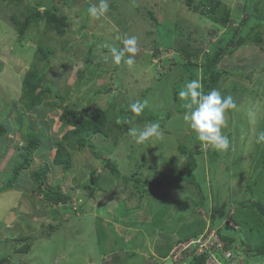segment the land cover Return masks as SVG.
Segmentation results:
<instances>
[{
  "label": "rangeland",
  "instance_id": "1",
  "mask_svg": "<svg viewBox=\"0 0 264 264\" xmlns=\"http://www.w3.org/2000/svg\"><path fill=\"white\" fill-rule=\"evenodd\" d=\"M222 1L232 7L231 21L225 28L193 11L186 0H109V11L99 18L89 16L83 0H68L61 3V12L72 20L66 36L53 34L49 39L43 27L34 28L21 44L10 21L17 6L0 0V123L9 125L6 136L0 137V186L11 179L12 167L32 131L42 141L35 150V161L22 173L20 186L14 184L0 192V258L9 259L3 264H174L159 250L170 239L192 233L200 222L206 221L207 227L215 216L223 220L232 213L238 200L250 196L246 191L250 179L249 185L257 187L264 201V143H257V134L264 131L263 48L253 43L242 45L218 65L236 71L225 74L217 87L222 95L238 99L236 108L226 111V127L222 129L230 146L227 151H218L202 144L206 152L197 155L193 148L198 152L201 144L183 120L185 101L175 99V90L180 91L190 80L201 81L202 57L199 66L188 71L183 67L184 54L166 48L173 41L155 34L147 37L144 18L132 8L138 4L153 9L159 21L180 22L193 33V42L208 50L220 34L233 31L246 16L247 0ZM257 1L264 9V0ZM89 2L98 5L99 0ZM261 29L264 32V25ZM38 37L47 38L57 48L59 57L52 61L48 78L55 90L69 94L65 105L78 103L82 108L92 99L93 107L113 105L118 110L147 101L134 126L143 129L146 123H159L162 132L161 137L144 144L135 143L128 133L117 142L99 134L91 140L97 157L86 146L73 151L71 170L51 166L45 185L59 184L71 197L67 205L56 206L58 210L41 202L43 197L32 174L51 162L56 141L65 130L59 120L61 107L28 112L21 101V80L31 64ZM131 37L148 39L145 45L136 43L135 63H114L104 45L123 49L124 40ZM156 49L161 51L159 56ZM54 100L60 102L55 93L48 98ZM106 158L117 164L119 173L107 168ZM190 159L197 160L194 175L198 185L185 180L143 188V181L156 175L186 174ZM134 177L142 181L138 183ZM50 224L59 226L51 230ZM232 226L236 230L231 234L239 239L235 255L245 262L250 255L249 264H262L261 257H253L246 243L253 240L259 245L264 239L259 240L246 227L239 233L238 226ZM26 235L33 236L32 250L18 252L23 242L16 238ZM260 236L264 238V233ZM207 260L216 264L212 258Z\"/></svg>",
  "mask_w": 264,
  "mask_h": 264
},
{
  "label": "trees",
  "instance_id": "2",
  "mask_svg": "<svg viewBox=\"0 0 264 264\" xmlns=\"http://www.w3.org/2000/svg\"><path fill=\"white\" fill-rule=\"evenodd\" d=\"M4 1H8L9 4L15 2L17 6V11L10 15V21L18 33L21 44L27 40L29 31L31 32L34 28H38L37 30H39L43 27V31L49 39L53 34L58 37H64L67 35L72 20L67 14L61 12V3H66L68 0H32L30 2L27 0ZM83 1L87 8L92 6L89 0ZM186 4L190 6L193 11L210 18L213 22L224 28L230 24L232 7L222 0H199L198 2L195 0H186ZM110 6L111 4H109V7ZM138 6L141 5L137 4L135 7ZM135 7L132 6L133 11L137 14L139 13L140 16L144 18V26L147 30V34L149 35L147 37H151L155 34L163 39L166 38L172 40L173 45L166 48L174 49L177 52L179 51L184 54L183 67H185L188 71H192L194 68H197L199 66V57H202L201 83L203 84V91L205 93L213 89L217 90V87L225 74L236 73L234 70L232 71L230 69L218 67L220 62L227 55L234 54L240 46L247 45L248 43L261 46L264 50V32L261 29V26L264 25V9L261 8V5L257 0L246 1L244 6L246 16L237 23V27L233 31L226 34H220L216 41L209 46L208 50H205L201 44H195L193 42V33L183 27L180 22L167 23L165 19L159 21L153 9L142 6L141 8ZM124 10H127L126 7ZM80 32L82 33V31ZM156 38L158 39V37ZM147 41L148 39L140 38L139 41L137 40V43L144 42L145 45ZM160 46L165 47L161 44ZM62 48L67 50L64 45ZM56 51L57 48L50 45L47 38L38 37L31 64L23 74L21 80V101L22 107L28 112L39 108L56 106L61 107L59 120L65 124V130L60 139L56 141L55 152L52 155L50 160L51 162L47 161L44 166L38 168L32 174L36 181V189L43 197L41 202L44 204L48 203L52 209L58 210V207L56 206H60V204L67 205L71 201V197L59 184L45 185L46 175L53 169L51 166L54 165V167H62L64 171L71 170L74 166L73 151L82 150L86 146H90L93 149L94 146L93 143H91V140L99 134L104 135L105 137H112L113 140L117 142L120 136L128 133V129L133 127L136 121H139L140 116L139 119H137L136 115L131 112L129 105L121 106L118 110L115 109L113 105L109 108L97 106L93 107L91 102L92 99H89L88 103L82 108H80L78 103L65 105L67 99L69 98V94H67V91L58 92V90H55L51 79L48 78L52 61L59 57L57 56ZM160 52V50L156 49L155 55L159 56ZM194 57L197 58L196 61H194ZM52 66L53 64L51 67ZM262 72L264 73V68L262 69ZM108 90L110 89L108 88ZM108 90L106 91L108 92ZM53 93H55L58 99H60V102H58V100L48 101V98H50ZM178 93L179 90L176 89L175 99L179 97ZM233 100L236 104L238 103V99L234 98ZM8 130V124L0 123V137L6 136ZM32 132L33 135L30 136L27 144L23 147L24 152L20 153L19 156L20 158L23 157V160L19 158L18 163L13 165L11 179L4 186L3 184L0 186V192L5 189L13 188L14 184L18 186L19 182L24 179V175L22 173L29 169L35 161V150L42 145V141L40 135H37L34 131ZM193 152L194 154L196 153L195 151ZM229 152H231V149ZM93 153L96 157L98 156V153L94 149ZM104 164L107 168L111 169L112 172L119 173L117 171V164L111 159H104ZM195 168L196 160L190 159L186 174L184 173L180 176L176 174L164 176L156 175L148 178L146 181L144 180L143 188L145 186H151L153 188L165 182H182L185 180L188 183L194 182L198 185L194 175ZM263 168L264 167H262L261 170ZM257 173V176H259V172ZM262 173H264V171ZM135 176H137V173H135ZM134 178V180L138 183L142 181L140 178ZM249 181L248 187L250 188H247L246 191L249 192L247 194L250 196L247 198L243 197L238 200V207H236L232 213L228 212L223 220L220 217L216 218L214 215L215 217L212 218V221L209 223L210 226L217 229L220 224L219 221L225 222V226L218 229V234L227 249H234L236 246L235 244L239 241V239L235 237V234H231V231L234 232L236 229L229 221H226L229 214L231 215L232 221L238 226L237 230L240 231L239 233L242 232V227H246L253 235H257L259 240L264 239L260 236V233H264L263 195L260 191L256 190L257 187L255 188L254 186L252 189V186L249 185L251 183V179ZM134 192H132V195L137 194ZM142 196L143 195H141V197ZM199 224L200 226L193 230L192 233H189L182 238L173 240L170 239L168 244L164 247V249L167 247L165 251H163L164 249L159 250L160 254L166 258L168 257L171 249L177 243L184 242L190 238H195L204 234L206 221H204L203 224H201V222ZM58 226V224H50L49 227L51 230H54ZM32 237V235L17 237L16 240L23 242V245L18 248L17 251L21 253L30 252L33 245ZM253 243L254 246L252 249L251 245H253ZM246 245L248 250H252L251 252L253 257L260 256L264 263V243L257 245V243L252 240V242L247 241ZM198 247L199 245L197 247H193V252L191 254L194 255V258L189 260L188 264H206V258L207 255L209 256L210 254V249H204V256H202L195 253V250ZM214 253L218 258H221L222 249L217 247L214 250ZM7 258L8 257L0 258V264L9 262V259L7 260ZM250 261L251 256L249 255L247 257V263L249 264ZM173 263L182 264L181 261Z\"/></svg>",
  "mask_w": 264,
  "mask_h": 264
},
{
  "label": "clouds",
  "instance_id": "3",
  "mask_svg": "<svg viewBox=\"0 0 264 264\" xmlns=\"http://www.w3.org/2000/svg\"><path fill=\"white\" fill-rule=\"evenodd\" d=\"M108 11L109 0H99L98 5L92 4V6L88 8V14L92 18H99ZM136 43V38L131 37L124 40L125 47L123 49H118L115 46L110 47L108 45H104V47H109L114 63L120 64L123 60L125 64L131 66L135 63L134 56L137 52ZM126 53H130L132 55L125 58ZM178 96L181 100L185 101L184 107L187 109L183 115V120L188 124V127L194 133L195 138L198 140L197 144H201V149L198 150V152L195 148H193V151H195L197 155L199 153L202 154V152L204 154L206 151L202 147V144L205 147L208 146L206 148H210V146H212L215 150L227 151L230 146V141L226 135L222 134V129L226 127V111L236 108V103L233 98L231 96H222L221 92L216 89L205 93L200 79H193L186 82L184 87L179 91ZM146 105L147 101H137L130 106V110L136 116H139L143 112ZM128 135L134 139L135 143L144 144L152 138L161 137L162 132L160 130L159 123H146L143 129L136 126L130 127L128 129ZM257 143H264V131L257 134ZM197 147L198 145H196V148ZM229 216L231 215L229 214L228 217ZM226 221H228L227 218ZM230 223L232 225L235 224L232 219ZM204 232V234L195 238L193 237L191 240H195L199 237H202L203 239L209 238V245L204 247L202 250V252H204V249H210V254L208 256L209 259L212 258L216 264H248L243 260V258L235 255V251L237 250L227 249L225 247V244L219 237L218 230L216 228L210 226V228L205 229ZM216 238L218 241H216ZM217 247L222 249L221 258H218L214 253V250ZM208 257L206 258V264H210L207 260ZM247 257L248 256H246V259ZM180 261L181 260H175L173 262L177 263Z\"/></svg>",
  "mask_w": 264,
  "mask_h": 264
},
{
  "label": "bare ground",
  "instance_id": "4",
  "mask_svg": "<svg viewBox=\"0 0 264 264\" xmlns=\"http://www.w3.org/2000/svg\"><path fill=\"white\" fill-rule=\"evenodd\" d=\"M224 223L225 222L222 221L218 225L219 227H217V230L220 227L222 228L223 226H225ZM209 228H210V224L207 225L206 229H209ZM193 245L194 244L192 243L191 238L186 240V241H184V242H179L176 245H174V247L171 249V251L169 252L168 257L171 258L172 261H174L173 258H178L179 260H181V262H183L186 259L188 261L192 260L194 258L193 257L194 255L191 254L193 252ZM195 253L197 255H202V256L204 255V253L199 248H197L195 250ZM168 257H166V258H168Z\"/></svg>",
  "mask_w": 264,
  "mask_h": 264
},
{
  "label": "built area",
  "instance_id": "5",
  "mask_svg": "<svg viewBox=\"0 0 264 264\" xmlns=\"http://www.w3.org/2000/svg\"><path fill=\"white\" fill-rule=\"evenodd\" d=\"M227 220L231 222V216H229V217L227 218ZM211 235H213V234H211ZM216 241H218L217 238H216ZM192 243H193V244H197V243H199V249L202 251L204 247H207V246L209 245V238H207V239H203L202 237H199V238H197V239H195V240L192 239ZM178 260H179V259L176 258V261H178Z\"/></svg>",
  "mask_w": 264,
  "mask_h": 264
},
{
  "label": "crops",
  "instance_id": "6",
  "mask_svg": "<svg viewBox=\"0 0 264 264\" xmlns=\"http://www.w3.org/2000/svg\"><path fill=\"white\" fill-rule=\"evenodd\" d=\"M164 259H166V258H164Z\"/></svg>",
  "mask_w": 264,
  "mask_h": 264
}]
</instances>
